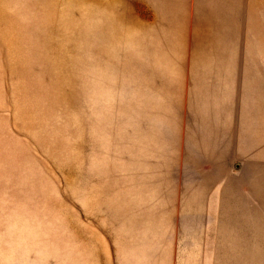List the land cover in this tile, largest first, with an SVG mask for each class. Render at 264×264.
Listing matches in <instances>:
<instances>
[{
  "label": "rangeland",
  "instance_id": "rangeland-1",
  "mask_svg": "<svg viewBox=\"0 0 264 264\" xmlns=\"http://www.w3.org/2000/svg\"><path fill=\"white\" fill-rule=\"evenodd\" d=\"M210 6L0 0V264H264L262 169L220 155L259 130L264 0Z\"/></svg>",
  "mask_w": 264,
  "mask_h": 264
},
{
  "label": "crops",
  "instance_id": "crops-1",
  "mask_svg": "<svg viewBox=\"0 0 264 264\" xmlns=\"http://www.w3.org/2000/svg\"><path fill=\"white\" fill-rule=\"evenodd\" d=\"M240 2V0H211V3H215L216 7H208L206 11V17H205V23L206 25H210L213 23V19L215 17L220 16L219 11H225L226 9L230 8V6H233L235 3ZM223 21V20H221ZM197 25H200L201 20L200 17L196 19ZM193 48L200 52L202 50V40H201V34L200 31L197 29L194 34V41L192 42ZM261 110L257 112L256 114V122L255 125L258 127L259 130L256 131V134L254 135V138H251L247 131L241 137L239 129L236 130L237 132L234 133L232 137V141L234 143V147H230L228 144L231 140L229 133H225L222 136V143L220 145V142L218 140L216 141V145L219 148V145L222 147L220 155L223 157H232L233 160H242L243 163H240L242 165H239L237 161L231 162V167L233 171L239 167V176L238 179L241 182H247L248 176L256 171L257 168H261L264 175V163L259 162L258 160H250L247 159L249 155V151H254V147H257L259 145H262L264 142V114H262ZM196 138H193V141ZM198 145L200 148H203L204 146L207 147L206 154L207 156H211L212 154V148H213V141L211 137V133L209 135H201L198 141ZM254 144V145H253ZM253 145V146H252ZM260 148V147H259ZM259 157H264V149H259ZM234 167V168H233ZM262 175V174H261ZM234 177V176H233ZM263 180L264 179H259Z\"/></svg>",
  "mask_w": 264,
  "mask_h": 264
}]
</instances>
